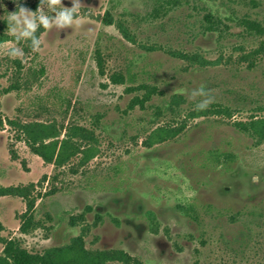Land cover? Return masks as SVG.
Masks as SVG:
<instances>
[{
    "label": "rangeland",
    "instance_id": "374dc122",
    "mask_svg": "<svg viewBox=\"0 0 264 264\" xmlns=\"http://www.w3.org/2000/svg\"><path fill=\"white\" fill-rule=\"evenodd\" d=\"M82 2L78 25L37 29L39 51L0 43L24 52L0 49V187L19 188L0 196V253L4 240L42 253L82 234L147 264H264V141L236 126L264 116V50L243 58L264 34L239 21L264 26V0ZM18 3L36 11L40 0ZM17 10L0 0V30ZM202 84L215 102L195 115ZM31 122L53 126L45 141L67 139L64 152L37 153ZM157 126L176 133L153 144Z\"/></svg>",
    "mask_w": 264,
    "mask_h": 264
},
{
    "label": "trees",
    "instance_id": "16d2710c",
    "mask_svg": "<svg viewBox=\"0 0 264 264\" xmlns=\"http://www.w3.org/2000/svg\"><path fill=\"white\" fill-rule=\"evenodd\" d=\"M207 20L211 23L209 29H214L216 22L222 21V18H215L213 14L208 13L206 15ZM237 19V18H233ZM241 24L245 25L249 33L263 35L264 26L257 19H251L249 17H244L239 20ZM123 26H121V29ZM218 28V27H217ZM124 35L133 39L130 32L126 29H122ZM219 30V28H218ZM11 39L8 31L0 30V43ZM264 50V41L261 46L257 49L252 50L248 54H243V58L246 60L256 61L257 56L261 51ZM180 56L187 57L199 65L206 66L209 63H216L218 60H210L198 52L194 53H184L175 52ZM40 72L44 73V66L40 68ZM195 115H202V111H197ZM40 122H31L29 124H24L27 131L33 138V147L35 151L45 157L47 160L51 161L53 157L59 152L61 155L66 149L67 139H62L61 141L54 139L46 142L45 139H50L51 137L58 136L57 132L54 130L53 126L47 124H39ZM237 128L245 134L257 138V141H264V116L257 117L254 116L249 121H239L236 124ZM173 128L168 126H157L150 133L149 141L151 143H157L164 141L168 137H173L175 135ZM49 153V154H48ZM94 151L87 153V159L95 156ZM19 191L18 187L13 186H1L0 196L8 194H16ZM28 230V228H27ZM252 235V234H250ZM4 240V239H3ZM3 249L0 253V264H109V261L120 260L125 264H147L145 261L136 257L124 249L121 248H108V249H90L86 247L84 241V235L80 234L73 237L70 241L59 245L46 248L42 253L30 252L27 248L23 247L19 241L10 240L2 241Z\"/></svg>",
    "mask_w": 264,
    "mask_h": 264
},
{
    "label": "clouds",
    "instance_id": "9594fccd",
    "mask_svg": "<svg viewBox=\"0 0 264 264\" xmlns=\"http://www.w3.org/2000/svg\"><path fill=\"white\" fill-rule=\"evenodd\" d=\"M45 2H47L48 10L53 15H48L44 11ZM82 0H72V6H65L63 0H40V5L36 11H32L24 5L18 3L17 11L10 12L8 15V34L15 37L17 42L21 40H31L30 47L33 51H39L42 39L38 38L35 33L42 25L45 29H51L53 26L65 29L78 25L80 21L77 17L80 15ZM64 5L63 7H60ZM0 49H5L4 45H0ZM6 54L12 58H21L24 56L23 49L15 45L6 49ZM190 99L195 101V108L198 111L207 110V108L215 102V96L211 90L206 89L202 84L199 88L193 89L190 93Z\"/></svg>",
    "mask_w": 264,
    "mask_h": 264
}]
</instances>
